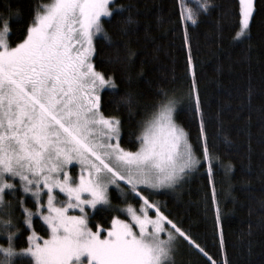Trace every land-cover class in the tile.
Returning a JSON list of instances; mask_svg holds the SVG:
<instances>
[{"label":"snow or ice","instance_id":"1","mask_svg":"<svg viewBox=\"0 0 264 264\" xmlns=\"http://www.w3.org/2000/svg\"><path fill=\"white\" fill-rule=\"evenodd\" d=\"M213 6V0H206L200 7L208 13ZM254 7V0H238L237 40L249 36ZM133 9L115 0H47L37 5L24 39L14 46L10 19L0 13V240L6 241L0 244V264H176L182 243L219 264L152 199L155 190L175 188L201 165L188 132L176 122L182 98L164 88L153 93L154 102L145 106L151 111L137 121L135 151L119 143L120 117L101 111L102 90L115 93L117 84L114 75L96 69L95 40L102 37L114 49L109 64L127 71L135 53L123 38L138 23ZM189 21L198 23L191 11L185 15L182 10L186 47ZM188 66L193 67L190 53ZM121 99L131 114L135 94L128 91ZM193 101L207 160V130L194 75L190 110ZM74 164L78 176L72 175ZM209 173L214 184L211 168ZM113 187L126 205L118 211L128 219L113 216L111 227L97 223L94 230L89 209H112ZM27 198L35 211L25 206ZM213 203L219 213L214 190ZM36 217L46 237L35 230ZM22 230L28 232L27 247L17 250Z\"/></svg>","mask_w":264,"mask_h":264},{"label":"trees","instance_id":"2","mask_svg":"<svg viewBox=\"0 0 264 264\" xmlns=\"http://www.w3.org/2000/svg\"><path fill=\"white\" fill-rule=\"evenodd\" d=\"M44 2L47 0H0V13L10 19L13 46L24 39L34 10ZM205 2L115 0L117 5H134L133 11L138 12L135 30L123 38L135 55L126 71L120 65L109 64L108 58L116 54L114 49L107 47L102 37L95 40L96 69L114 75L117 84L115 93L102 90L101 111L105 116L120 117L123 124L119 143L135 150L137 121L146 110L151 111L145 106L154 102L153 93L164 88L182 98L176 122L188 132L201 165L175 188L155 191L152 199L219 264H264V0H254L249 36L240 40L235 38L238 0H213L208 13L200 7ZM183 3L198 21L187 24L188 47L184 44L185 25L180 23ZM105 28L113 39L117 38L111 24ZM120 54L124 55L123 49ZM193 75L207 130V160L203 158L200 117L194 114V101L191 110L188 107ZM128 91L135 94L131 114L121 99ZM209 168L214 184L209 183ZM213 190L219 213L213 203ZM110 197L116 210H94L91 227L100 223L107 228L112 217L120 215L118 205L122 199L113 189ZM25 206H34L30 198ZM34 227L46 236L38 217L34 218ZM27 235L23 230L17 235V250L27 247ZM0 244L6 245V241L0 240ZM176 264L210 262L182 243Z\"/></svg>","mask_w":264,"mask_h":264},{"label":"rangeland","instance_id":"3","mask_svg":"<svg viewBox=\"0 0 264 264\" xmlns=\"http://www.w3.org/2000/svg\"><path fill=\"white\" fill-rule=\"evenodd\" d=\"M184 5H183V11H184V14L185 15H187L188 14V8H187V6L185 5V3H183ZM185 9H186V11H185ZM251 19V18H250ZM117 141H116V139L114 138L113 140H112V143H116ZM122 147V146H121ZM124 148V147H123ZM126 149V148H125ZM127 150H131V149H127ZM131 151H135V150H131ZM71 167V172H72V175H74V176H78L79 175V172H80V168H79V165L78 164H74L73 166H70ZM114 191H115V193H116V195L120 198V199H122L120 196H119V194L117 193V191L115 190V188L113 187L112 188ZM165 189V188H164ZM167 189V188H166ZM158 190H160V189H158ZM155 191H157V190H155ZM145 194H147V193H145ZM110 195H111V193H110ZM127 203H134L132 200H129ZM126 205H125V203L124 202H121V203H119V205H118V209H120V208H123V207H125ZM26 207H28V208H31V209H33L34 211H35V208H34V206L33 207H30V206H26ZM120 207V208H119ZM136 207H139V204H136ZM89 211L92 213L94 210L93 209H89ZM119 212V211H118ZM69 214H79L78 213V210H76V211H71L70 210V213ZM119 214L120 215H115V216H118L120 219H128V217L126 216V214H123V213H121V212H119ZM154 214V213H153ZM96 226V225H95ZM95 226L94 227H92L94 230H95ZM109 227H111V225L109 226ZM108 228V227H107ZM106 229V228H105ZM38 232V231H37ZM39 233V232H38ZM40 234V233H39ZM41 235V234H40ZM42 236V235H41ZM44 237H46V236H44Z\"/></svg>","mask_w":264,"mask_h":264}]
</instances>
